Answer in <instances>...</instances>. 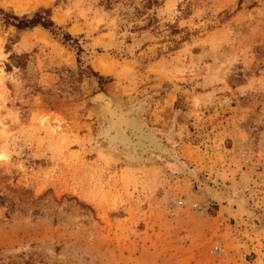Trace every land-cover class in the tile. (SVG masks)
Listing matches in <instances>:
<instances>
[{"label":"rangeland","instance_id":"rangeland-1","mask_svg":"<svg viewBox=\"0 0 264 264\" xmlns=\"http://www.w3.org/2000/svg\"><path fill=\"white\" fill-rule=\"evenodd\" d=\"M0 9V264H264V0Z\"/></svg>","mask_w":264,"mask_h":264},{"label":"trees","instance_id":"trees-1","mask_svg":"<svg viewBox=\"0 0 264 264\" xmlns=\"http://www.w3.org/2000/svg\"><path fill=\"white\" fill-rule=\"evenodd\" d=\"M0 22L5 26H11L16 28L18 31L30 30L33 28H41L43 30L48 31L54 37H58L57 33L60 31V28H57L54 23L50 19V11L42 10L32 17L23 16L21 18L9 15L0 9ZM67 40H71L69 35H63L61 38L62 44H65ZM82 52V50L78 49V55ZM1 199V198H0ZM2 261V260H0ZM4 264V262H1ZM14 264V263H7Z\"/></svg>","mask_w":264,"mask_h":264},{"label":"water","instance_id":"water-1","mask_svg":"<svg viewBox=\"0 0 264 264\" xmlns=\"http://www.w3.org/2000/svg\"><path fill=\"white\" fill-rule=\"evenodd\" d=\"M93 99L97 102L103 105L106 112L111 117L114 124L120 125L122 123L121 121V112L118 111L116 105L103 93H97L94 95Z\"/></svg>","mask_w":264,"mask_h":264},{"label":"bare ground","instance_id":"bare-ground-1","mask_svg":"<svg viewBox=\"0 0 264 264\" xmlns=\"http://www.w3.org/2000/svg\"><path fill=\"white\" fill-rule=\"evenodd\" d=\"M100 68H101L102 70H105V69H107V68H105V67H102V66H101ZM99 70H100V69H99ZM105 72H106V70H105ZM103 73H104V72H103Z\"/></svg>","mask_w":264,"mask_h":264}]
</instances>
